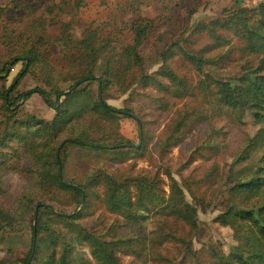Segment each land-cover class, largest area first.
Returning <instances> with one entry per match:
<instances>
[{"label":"rangeland","instance_id":"374dc122","mask_svg":"<svg viewBox=\"0 0 264 264\" xmlns=\"http://www.w3.org/2000/svg\"><path fill=\"white\" fill-rule=\"evenodd\" d=\"M144 1L139 6L140 16H135L130 0H0V69L20 52L37 46L38 62L19 90L26 92L44 87L50 91L76 67L64 62L65 51L70 55L72 52L64 50L58 42L65 24L71 22L70 34L75 43L71 49L78 50L83 46L79 43L91 37L108 46L117 56L115 62L127 63L121 54L132 45L134 22L141 18L148 23L150 29L141 48L145 74L154 77L165 64L179 77L182 86L157 75L147 85L139 83L125 94L116 93V99L108 101L124 114L131 112L141 125L134 118L120 117L115 122H107L86 114L78 131L90 127L100 137L104 131L112 129L127 138L139 153L126 152L124 157L123 154L71 148L67 153L70 156L65 175L77 185L85 184L90 176L99 172L119 181L158 178L163 181L161 186L166 195L171 193L169 175H172L183 189L187 203L197 209V232L176 220L157 215L158 212L141 213L139 226L133 227L123 217L107 210L102 202L103 186L95 188L101 198L92 199L83 210L82 225L103 234L107 241L135 239L138 246L137 241L142 240L137 249H120L121 264H217L218 258H228L239 245L234 230L224 227L217 219L226 212L225 203L232 187L230 175L248 165H234L235 160L248 139L256 138L261 126L250 113L240 122L233 112L220 107L214 97V81L236 83L246 74L247 63L255 65L256 60L246 54L244 43L231 32L220 30L219 35L229 42L215 48L210 34L199 27L229 12L258 9L264 0ZM194 10L197 13L191 16ZM170 46L174 51L171 58L158 63L160 55ZM184 52L207 61L203 73ZM85 60L88 62L87 58ZM14 63L8 66L11 74L6 84L0 82V88L4 85L9 88L26 67L24 61L16 66ZM140 73L138 68H132L130 83L134 81L132 77L139 80ZM62 88L68 89L67 84H62ZM93 91L97 96L98 84H93ZM18 106H21L19 117L22 119L32 115L52 121L56 116V110L47 106L39 94L22 105L19 102ZM1 113L4 115L5 111ZM166 141L171 144L163 149ZM261 152L254 155V163ZM0 163H3L1 156ZM32 168L26 159L13 158L11 162L0 164V264H26L32 247L34 204H46L66 214H78L81 209L66 206L65 203L70 202L66 195L45 199L34 179L28 176ZM85 202L84 192L83 204ZM44 217L48 224L54 225L52 227L65 230L63 223L49 220L47 213ZM178 237L191 242L193 252L187 253L186 244L178 242ZM90 253L89 245L76 246L71 264H96ZM29 263L35 264L32 259Z\"/></svg>","mask_w":264,"mask_h":264},{"label":"trees","instance_id":"16d2710c","mask_svg":"<svg viewBox=\"0 0 264 264\" xmlns=\"http://www.w3.org/2000/svg\"><path fill=\"white\" fill-rule=\"evenodd\" d=\"M143 2L145 1L130 0V7L135 16H140L139 6ZM196 13L194 10L191 16ZM63 29L58 42L64 50L67 48L72 52L70 55L65 51L64 62L76 67L74 70L71 69L70 75L62 77L59 85L52 87L50 91L44 87L26 92L19 90L22 81L38 62L37 46L28 48L24 53L20 52V55L13 57L6 67L0 69V82L6 84L11 74L8 66L13 62H15L13 66H16L21 61L26 64L9 88H6V85L0 88L2 102L0 117H3L0 120V156L3 163L0 164L11 162L13 158L19 161L29 160L30 167L34 168L29 170L28 176L34 179L45 199H56L55 196L59 199L60 195V197L66 195L70 199L69 203H65L66 206L81 207L78 214H66L54 211L52 207L42 206L37 215V208L46 204L32 206L34 217L32 247L26 264L31 259L35 264H71L75 247L84 244L89 245L91 257L96 264H121L118 255L121 248L137 249L141 246L142 240L137 241L138 246L135 245V239L107 241L103 234L88 230L82 225L81 218L85 216L84 211L91 200L101 198L95 189L98 186H103L102 202L107 210L123 217L133 227L139 226L141 213L158 212L157 215L176 220L191 231L197 232L199 229L197 209L187 203L183 189L172 175H169L171 188L169 195H166L161 186L163 181L158 178L151 181L144 179L119 181L113 176L99 172L90 176L85 184L79 185L66 178L65 169L70 156L67 153L71 148L123 154L124 157L126 152L139 153L127 138L112 129H107L100 137L95 135L90 127L78 131L81 123L85 121L86 114L98 116L107 122H115L120 117L132 118L108 104L109 100L116 99L114 97L116 93L125 94L139 83L147 85L146 83L157 75L170 79L175 85L182 86V81L165 64L154 77L145 74L143 70L145 60L141 48L147 39L150 26L142 22L141 18L136 20L132 27V45L127 46L121 54L127 63L123 60L115 62L114 58L117 59V56L108 49V46L95 42L91 37L80 42L79 45L83 46L78 50L71 49L72 45H75L70 34L71 22L65 24ZM199 29L210 34L215 42V48L220 46V43L228 41L218 32L220 30L231 32L244 43L246 54L256 60L255 65L247 63L246 74L238 82L214 81V97L220 107L233 112L240 122L247 113H250L255 123L261 126L256 138L248 139L246 147L234 163L238 166L243 163L248 165L234 173L231 170L229 184L232 187L225 203L226 212L218 217L217 222L234 230L239 245L233 248L228 258H218L217 264H264V3L252 11L242 9L229 12L211 24L201 25ZM172 47L160 55L158 63H165L171 58V53L174 52ZM184 56L197 66L200 73H203L202 69L207 61L187 52H184ZM81 60L83 64L80 63ZM101 61L102 63H99ZM132 68H138L141 73L139 80L132 77L134 81L130 83ZM94 83L98 84L97 96L93 91ZM62 84H67L68 89H63ZM35 94L41 95L47 106L56 110V116L52 121L41 120L32 115H26L24 119L19 117L21 106L19 107L18 103L24 104ZM2 111H5L4 115ZM138 124L141 125L140 121ZM258 142H261L262 147L258 146ZM170 144L166 141L163 149ZM62 145L60 152L59 148ZM260 150L262 152L254 163V155ZM45 213L48 214L49 220L63 223L65 230L59 231L52 227L54 225L48 224L44 217ZM12 224L13 222H9V225ZM177 240L186 244L187 253L193 252L191 242L179 237Z\"/></svg>","mask_w":264,"mask_h":264},{"label":"water","instance_id":"95a60500","mask_svg":"<svg viewBox=\"0 0 264 264\" xmlns=\"http://www.w3.org/2000/svg\"><path fill=\"white\" fill-rule=\"evenodd\" d=\"M56 109L58 110L59 107H57ZM125 114H126V115H129L130 117H132V118L136 119L137 121H139V119H138L137 117H135L133 114H130V113H127V112H125ZM42 206H44V207H46V208H49L48 205H40V206L37 208V215H38V211H39V209H40ZM58 215H60V214L58 213ZM36 220H37V219H36ZM36 222H37V221H36ZM29 264H30V263H29Z\"/></svg>","mask_w":264,"mask_h":264}]
</instances>
